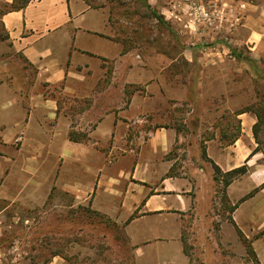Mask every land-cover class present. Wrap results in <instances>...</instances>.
Listing matches in <instances>:
<instances>
[{"label":"crops","instance_id":"obj_1","mask_svg":"<svg viewBox=\"0 0 264 264\" xmlns=\"http://www.w3.org/2000/svg\"><path fill=\"white\" fill-rule=\"evenodd\" d=\"M190 6L206 11L203 23L235 26L219 38L264 52V0H195ZM3 21L9 37L0 44L23 57L34 79L22 81L26 91L18 82H0V219L19 203L42 205L59 188L121 228L130 264H253L237 228L264 264V234L253 238L264 228V187L252 191L264 185L256 115L240 114L243 127L233 142L206 141L210 163L226 173L242 165L248 171L228 186L233 221L222 228L224 236L232 228L233 236L221 242L235 255L224 256L215 250L217 241L207 240L212 252L197 258L187 242L209 222V210L201 212L208 196L203 188L217 180L182 172L171 155L177 129L147 117L162 103L149 93L159 90L156 81L128 95L131 83L144 81L134 78L136 60L111 8L87 0H31ZM71 131L87 138L74 141ZM119 151L127 154L115 160ZM50 264L66 261L58 256Z\"/></svg>","mask_w":264,"mask_h":264},{"label":"rangeland","instance_id":"obj_2","mask_svg":"<svg viewBox=\"0 0 264 264\" xmlns=\"http://www.w3.org/2000/svg\"><path fill=\"white\" fill-rule=\"evenodd\" d=\"M90 1L98 6L108 5L114 19L123 25L122 36L136 60L138 73L133 75H138L134 78L144 81L131 83L128 95L145 90V84L158 83L159 90L152 86L149 93L154 92L162 103L155 113L146 116L177 129L171 155L184 165L182 172L192 175L194 170L217 177V181L206 183L203 188L208 196L201 212L205 215L209 210V222L204 224L203 220L200 232L191 241L195 244L187 242V250L197 258L208 255L212 252L209 240L211 245L217 241L215 250L220 249L224 256L235 255L221 242L233 236L232 228L225 236L222 228L231 223L234 208L227 183L231 175L215 171L205 152L206 141L219 138L225 144L231 143L242 131L237 112L243 110L260 114L254 131L257 148H264V52L253 50L252 54L247 44L234 46L229 38H219L218 33L224 30L231 35L235 26L203 23L209 19L204 15L206 11L191 7L190 0ZM259 43L263 48L264 41ZM33 79L34 70L23 57L10 50L7 43L0 44V82H18L19 89L26 91L27 86L22 83ZM68 107L70 111L74 106ZM75 133L80 140L87 138ZM123 154L127 152L113 153L115 160ZM176 170L173 167L172 172ZM261 187L264 185L252 191ZM207 199L209 208L205 205ZM189 233L187 241L191 238ZM263 234L264 228H257L253 238ZM239 237L253 264H260L255 248L251 252L247 245L249 239L245 236L246 243ZM122 240L121 228L111 219L95 213L88 202L81 204L72 194L55 188L42 205L19 203L17 209H9L0 219V264H50L58 256L66 264H130V247Z\"/></svg>","mask_w":264,"mask_h":264},{"label":"trees","instance_id":"obj_3","mask_svg":"<svg viewBox=\"0 0 264 264\" xmlns=\"http://www.w3.org/2000/svg\"><path fill=\"white\" fill-rule=\"evenodd\" d=\"M87 1H89L93 6L99 7L98 5L93 4L92 1H90V0H87ZM30 2H31V0H13L12 2H8V1H5V0H0V41L7 40L8 37H9L8 31H7V29L5 27V24H4V21H3V16L6 13H8V12L15 11V10H21V9L25 8ZM244 112H246V111H243V110L238 111L237 112V115H240V114H242ZM255 113H256V116L258 118V121L256 122V124L253 127V132H254V134H255V136L257 138V133H256V131H254V129L258 126L261 117H260V114L258 112H255ZM75 134H76L75 132H71L70 133L71 139L74 140V141L80 140L79 138L76 137ZM239 134L240 133H237L233 137V139L231 140V142H233L238 137ZM256 150H259V148H257ZM213 164H214V167H215V171L216 172H220L221 169L215 163H213ZM247 170H248V166L247 165H242V166H240V167H238V168H236V169H234V170H232V171H230L228 173L231 175V180H233L235 177H238L239 175L243 174ZM215 179H217L216 176H215ZM231 180L229 179L227 181V183H230ZM232 221L233 220L231 218V222ZM237 230L239 232V235L241 237H243L244 240L247 243L248 241H247L246 237L243 235L242 231L239 228H237ZM247 245H248L249 249L251 250V252H253V249H252L251 244L250 243L249 244L247 243Z\"/></svg>","mask_w":264,"mask_h":264},{"label":"built area","instance_id":"obj_4","mask_svg":"<svg viewBox=\"0 0 264 264\" xmlns=\"http://www.w3.org/2000/svg\"><path fill=\"white\" fill-rule=\"evenodd\" d=\"M190 1H192V2H193L194 0H190ZM0 263H2V257H1V256H0Z\"/></svg>","mask_w":264,"mask_h":264}]
</instances>
